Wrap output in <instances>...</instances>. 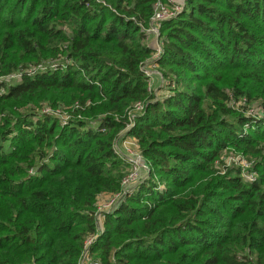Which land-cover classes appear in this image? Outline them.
I'll list each match as a JSON object with an SVG mask.
<instances>
[{"label": "trees", "instance_id": "1", "mask_svg": "<svg viewBox=\"0 0 264 264\" xmlns=\"http://www.w3.org/2000/svg\"><path fill=\"white\" fill-rule=\"evenodd\" d=\"M160 2L0 0V76L43 68L0 81V264H264V0Z\"/></svg>", "mask_w": 264, "mask_h": 264}, {"label": "built area", "instance_id": "2", "mask_svg": "<svg viewBox=\"0 0 264 264\" xmlns=\"http://www.w3.org/2000/svg\"><path fill=\"white\" fill-rule=\"evenodd\" d=\"M183 9V3L182 0H167L166 3H157L156 4V8H155V12L153 14L152 17V27H151V31L152 32H157V27L158 25L165 19L173 17L175 15H177L181 10ZM157 51L156 55H154V53ZM156 51H154L153 55H152V59H149V62L146 63L143 66V71L146 73V75L149 77V83L152 80V75L150 76V71H148L147 68H152L155 67V61L156 59L160 56L161 53V49L157 48ZM39 69H43L41 65H35V66H30L28 68L25 69H20L14 73H10L7 74L5 76H0V81L5 80L7 81H14L15 79H19L22 75H24V73L26 74H31L36 72ZM153 70H155V68H152ZM151 84V83H150ZM4 88H1L0 92H3ZM242 103V101L237 102V105H240ZM143 109V103H136L134 105V108L132 109L131 112H140ZM251 114L253 115V117L255 116H263L261 118H264V110L261 111L259 114L255 113L252 108L249 109V112H247V114ZM66 115L69 117V114L65 113H60L59 114V118L62 121L63 124H66L68 120H66ZM131 116H134L133 114H131ZM133 125V120L127 124V129H130V127H132ZM121 141L119 143H116L115 145V149L116 151L122 155L125 159H127V163L129 165V167L131 168V165L133 166V170L135 171L134 173H126V176L123 178L122 180V185L126 190H129L130 188L133 187L134 184H136L137 182H139L141 180V176H139L140 173L142 172H146L149 173V168L147 167V165L144 164L143 161V157L142 155L139 153L138 151V144L137 141L134 137H124L122 139H120ZM122 144V146H120L119 144ZM127 144L133 145L135 147V152L131 153L132 157H128L127 154L123 155L122 153V148L124 150V148L127 149ZM238 157V158H237ZM237 158V159H236ZM233 161L236 160V162H240L244 169H248V163L240 156H236L232 158ZM247 175L249 178H253L254 175L253 173H251L250 171H246ZM129 174V175H128ZM143 179V178H142ZM121 193H116L113 195H109L107 196V201L104 203H98V209L99 211H109L120 199ZM93 240V237H90L89 239H87L86 244H90Z\"/></svg>", "mask_w": 264, "mask_h": 264}, {"label": "rangeland", "instance_id": "3", "mask_svg": "<svg viewBox=\"0 0 264 264\" xmlns=\"http://www.w3.org/2000/svg\"><path fill=\"white\" fill-rule=\"evenodd\" d=\"M158 34H159V32H158ZM156 35H154V36H152L151 37V43L153 44V46L155 47L154 49H155V51H156V49L157 48H160L161 49V45H160V43H158L157 41H158V39L155 37ZM156 53H157V51L154 53V55H156ZM153 55V54H152ZM151 59H152V56H151ZM152 68H155V70H153ZM150 67V68H147L148 69V71H150L151 73H150V76L152 75V80H151V86H152V88H153V90L155 91V93L156 94H158V85H160L161 84V77H160V74H159V71L156 69V67ZM166 93V91L164 90H162V92L160 91V93H159V95H164ZM45 102H41L40 104L41 105H43V107L41 108V110H44V112H47V113H50V114H52V115H54V116H58L59 117V114L60 113H68V109H61V108H52V107H50V106H47V104H44ZM249 114V113H248ZM256 117H263V116H256ZM69 119V117L66 115V120H68ZM120 146H122V144L120 143L119 144ZM128 146H127V149L126 148H124V150H123V148H122V153H123V155H126L127 154V156L128 157H132V154L131 153H133V152H135V147L133 146V145H130V144H127ZM231 153V155H225L224 156V160L227 162V163H231L232 161H233V157H236V156H239V155H237V154H234V153H232V152H230ZM238 158V157H237ZM236 158V159H237ZM234 162V161H233ZM128 165V164H127ZM134 168H133V166L131 165V168L129 167V165L125 168V171L127 172V173H134L135 171L133 170ZM129 173V174H130ZM128 174V175H129ZM139 176H141V179L142 178H145V177H147L148 176V173H146V172H142V173H140L139 174ZM157 179V178H156ZM101 195H103L102 197H99V199H98V201H97V204L98 203H104V202H106L107 201V197H106V195H107V193H102Z\"/></svg>", "mask_w": 264, "mask_h": 264}]
</instances>
